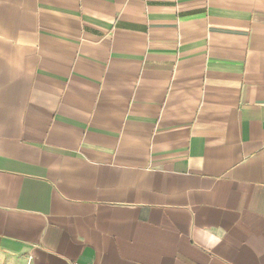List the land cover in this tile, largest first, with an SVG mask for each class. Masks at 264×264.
I'll list each match as a JSON object with an SVG mask.
<instances>
[{
  "label": "crops",
  "instance_id": "obj_1",
  "mask_svg": "<svg viewBox=\"0 0 264 264\" xmlns=\"http://www.w3.org/2000/svg\"><path fill=\"white\" fill-rule=\"evenodd\" d=\"M0 264H264V0H0Z\"/></svg>",
  "mask_w": 264,
  "mask_h": 264
}]
</instances>
